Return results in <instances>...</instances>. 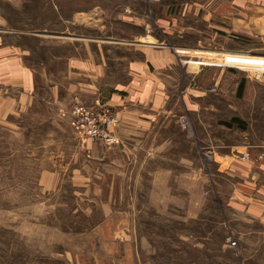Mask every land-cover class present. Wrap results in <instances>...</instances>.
<instances>
[{"label": "rangeland", "instance_id": "374dc122", "mask_svg": "<svg viewBox=\"0 0 264 264\" xmlns=\"http://www.w3.org/2000/svg\"><path fill=\"white\" fill-rule=\"evenodd\" d=\"M46 2L0 0V96L29 94L3 81L14 46L17 63L61 68L50 61L52 46H44ZM97 2L105 16L100 30L71 24L72 31L139 35L144 28L124 14L157 19L166 10H186L184 23L193 28L150 29L182 58L188 52L180 47L207 50L196 53L211 64V84L202 90L198 82L190 90L180 77L167 88L170 99L162 111L143 128L117 132L121 143L107 146L75 131L38 72L32 104L28 99L0 115V264H127L117 246L125 240L132 245L130 264H264V225L245 215L238 193L244 177L235 162L253 151L264 159V0ZM224 2L244 11V31H233L231 19L216 12L209 25L196 7L215 10ZM70 6L71 14L76 7ZM53 15L49 11L50 20ZM109 61L114 78L125 75L116 59ZM242 79L246 86L238 96ZM114 90L104 88L103 95ZM60 94L75 102L69 89ZM233 116L244 118L245 127L224 123ZM112 222L117 230L109 229ZM228 234L237 248L228 245ZM107 240L116 243L113 250Z\"/></svg>", "mask_w": 264, "mask_h": 264}, {"label": "crops", "instance_id": "0c3cea01", "mask_svg": "<svg viewBox=\"0 0 264 264\" xmlns=\"http://www.w3.org/2000/svg\"><path fill=\"white\" fill-rule=\"evenodd\" d=\"M72 2L76 8H72L70 14ZM46 5L47 23L44 46H52L50 61L60 62L61 68L50 67L48 63L41 69L27 66L24 62L17 63V50L14 46L13 51L16 57H13L12 66L3 65L5 68H2V71L7 74L3 81L28 90L29 94L1 95L0 115L24 107L28 99L29 105L32 104L37 96L34 90L37 87L36 78L39 76L38 72H42L46 83L52 88L54 102L61 112L63 109L71 108L78 101L92 103L96 97L102 95L104 101L116 109L121 116L122 122L116 127V131L120 135H126L138 126L143 128L148 118L165 108L170 99L167 88L173 85L174 81H179L180 77L187 82L190 90L192 87L196 90L198 82L200 87L204 88L202 90H206L211 84L209 81L211 78H207L211 64L201 59L204 56L196 53L207 50L193 46L180 47L188 52L185 54L188 58H182L166 38L162 39L159 35L152 33V28L150 29L151 25L160 30L165 29L161 32L182 33L193 28L191 24L184 23L186 10L177 13L166 10L165 14L157 19L150 18L148 14H124L125 21L142 26L144 33L117 37L110 32L108 36L97 37L79 30L72 31L70 27L71 24H77L83 28L87 26L100 30L101 20L105 17L101 14L100 3H95V0H47ZM196 7L198 10L201 8L204 10L203 18L209 19L207 20L209 25L212 24L213 12H216L222 19H231L233 31L245 30L244 11L238 6L224 2L215 10L210 7V4ZM49 11L54 12V15L50 17L51 20ZM115 17L122 18V16H113ZM49 22H51L50 26L47 25ZM70 43L74 44L72 52H70L69 46L72 45ZM117 48L125 52L121 55L114 54ZM112 58L116 59L125 71V75L120 78H114L115 69L109 61ZM64 87L75 94L74 103L60 96V90ZM109 87L115 90L107 93L106 96L103 95L104 88ZM66 117L72 120L70 115L67 114ZM235 162L239 176L244 177V181L238 186V193L242 197L240 199L244 204L242 207L245 215L264 225V159L253 151ZM49 173L46 172V176H49ZM241 201L238 198V202ZM118 225L112 222L109 229L117 230ZM107 245L113 250L116 243L107 240ZM117 246H119L118 250L124 252L123 257L126 258L127 264L133 263L134 256L130 242L125 240L122 244L117 243Z\"/></svg>", "mask_w": 264, "mask_h": 264}, {"label": "built area", "instance_id": "2783aa9c", "mask_svg": "<svg viewBox=\"0 0 264 264\" xmlns=\"http://www.w3.org/2000/svg\"><path fill=\"white\" fill-rule=\"evenodd\" d=\"M62 112L72 117L74 129L81 137L99 140L107 146L121 143L122 138L116 131V127L122 122L121 116L101 97H96L92 103L78 102ZM246 156L247 154L243 157ZM226 241L230 247L237 248L238 241L233 234H228Z\"/></svg>", "mask_w": 264, "mask_h": 264}, {"label": "trees", "instance_id": "16d2710c", "mask_svg": "<svg viewBox=\"0 0 264 264\" xmlns=\"http://www.w3.org/2000/svg\"><path fill=\"white\" fill-rule=\"evenodd\" d=\"M246 86V80L242 79L240 80V82L238 83V88H237V94L238 96H242L243 95V91L245 89ZM226 123L228 126H234V124L236 123L238 126H242L245 127V119L240 117V116H233L231 118V120L224 122Z\"/></svg>", "mask_w": 264, "mask_h": 264}]
</instances>
